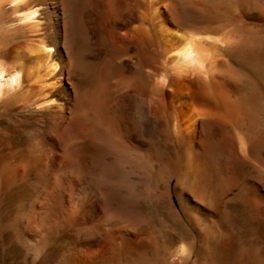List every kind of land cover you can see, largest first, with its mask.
Masks as SVG:
<instances>
[{
    "label": "bare ground",
    "instance_id": "obj_1",
    "mask_svg": "<svg viewBox=\"0 0 264 264\" xmlns=\"http://www.w3.org/2000/svg\"><path fill=\"white\" fill-rule=\"evenodd\" d=\"M230 2L0 0V107L37 123L35 169L24 154L11 176L71 161L124 216L81 220L64 264H264L251 242L235 253L234 233L207 234L204 252L188 239L189 223L207 230L193 209L219 216L227 191L247 190L246 220L264 207L245 168L264 174V30H239Z\"/></svg>",
    "mask_w": 264,
    "mask_h": 264
},
{
    "label": "rangeland",
    "instance_id": "obj_2",
    "mask_svg": "<svg viewBox=\"0 0 264 264\" xmlns=\"http://www.w3.org/2000/svg\"><path fill=\"white\" fill-rule=\"evenodd\" d=\"M230 3L232 4L233 2ZM234 3L236 4H234L235 6L232 4L234 7L229 6L230 4L228 3L229 7H224L225 9L223 11H229L232 16H240V19L238 18L239 30H249L252 32H255L256 30H264V18H262L264 17V0H234ZM230 7L234 9H231ZM229 12L228 14H230ZM34 118L35 117H31V113L29 111H25L17 115L9 113L5 111L4 108L0 107V164L1 166H4L0 168V264H64L71 256L73 251H75V240L76 238H78L77 235L79 236V233L77 232V224L81 220L84 223H91L106 211L110 213V215L112 214L114 216L113 219L107 222V228H111L112 226L113 228L123 227L122 219H124V216L122 217L120 215L121 213L118 210H114L110 205L97 204L99 202L97 201L99 198L98 195L96 196L97 193L94 189L92 178H85L80 174L74 172L70 168L71 161L63 163L62 165L61 163L59 164L57 162V171L48 176L41 174L36 175L35 171H33V173L31 174L32 170L35 169L36 166L34 165L36 164V162L33 161V157H29L31 156V153H33V150L30 151L31 153H29V149H32V145L37 139L33 133L37 127V123L35 121L36 119ZM24 154L27 155L30 160H27L28 163L25 159H23L25 157ZM22 161L26 162V164H29L30 167ZM22 163L25 166L22 165ZM43 163L44 162H42L41 164ZM47 163H50V165H52L53 162L50 159L48 162H45V164ZM32 165L34 166L31 167ZM27 166L29 167V169L31 168V172L26 171V174L25 171H23V168L27 169ZM17 167H22L23 170L21 169L20 172L23 171L25 175L23 173L21 174L20 172H17L18 176L20 175L19 177L17 176V174H12L11 176V173L18 169ZM247 167L250 170H248ZM4 168L6 169V171L4 170ZM245 168L247 169H245L247 172L246 175H248L249 173L248 179H253L252 177H254L253 180L258 181L261 189L263 190L260 193L264 196V186L262 184L264 183V174L258 175L257 172L253 173V169L249 166H246ZM226 194L228 195L226 196ZM246 194L247 190L242 189L235 190L234 192L227 191L226 193H224L225 196H223V202L220 207L219 216H208L203 211L193 209L192 213L195 211V215L198 218L203 219L202 221L204 222V224L206 223L205 225L207 230L205 233L198 232L195 229L194 225L189 223L191 232L188 235V239L190 237L192 239L189 240V246L196 245V247H192H199V250L201 249L202 252H204V249L200 248V246L203 245V242L205 241H203V239L207 234L211 235L214 239H219L221 237H233L234 233V251L236 254L241 255L242 251L245 247L248 246L249 242L255 245L253 246V250H257V247L259 246L263 249L264 241L260 240H264V214H262L264 212V207L261 208L260 211H258L259 213L257 212L252 218H250V220H246L245 217L248 213L246 211L249 208L244 204L242 200L244 199V196L247 197ZM106 196L108 197V195ZM240 196L242 198L241 200ZM176 200L177 202H179V199L177 197ZM241 202L244 206L241 204ZM192 205L193 203H190V205L187 204L186 207L191 206L192 208ZM201 205L202 207H205L204 204ZM96 206H98L99 208L97 209ZM235 215L238 217H236ZM233 216L234 218H232ZM255 217H258V220H255ZM229 218L231 220H235L231 223V220ZM238 220L244 221L242 222L243 225L242 223H238ZM188 221L190 222V220ZM229 222L231 223V226H229ZM233 222L239 224L236 225L239 226L238 228L241 232L237 231L239 229L236 228ZM251 223L253 224V226ZM226 225L227 227L224 228V226ZM233 228L234 230L232 231ZM245 228H248V232L246 230H243ZM90 230H88L89 234H86L90 236L95 235L93 234V230ZM258 231L260 234L258 233ZM236 233L240 235L238 238H236L237 236H235ZM240 233H243V236ZM257 233L259 235L262 234V237ZM253 234L256 239H252ZM184 235L187 237L185 233ZM248 237H250L251 239ZM193 238L195 239V241ZM252 240L254 241L252 242ZM256 240H258L260 243H263L260 244L257 242L258 244H260L258 246L257 244H255ZM193 241L194 243H192ZM256 250L254 252L257 255L259 252H261L258 257L264 260V250H260L257 252ZM120 253H118L120 255L119 257L123 255L122 251ZM188 256H192L190 260L188 259ZM188 256L184 257L188 259L187 262H185L186 259L183 258V264H192V260L194 259L193 254L190 253V255ZM175 263L181 264L182 262L180 259H176Z\"/></svg>",
    "mask_w": 264,
    "mask_h": 264
}]
</instances>
